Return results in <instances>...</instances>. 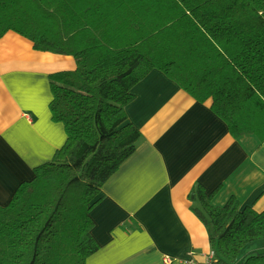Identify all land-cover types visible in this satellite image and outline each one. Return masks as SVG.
<instances>
[{
  "label": "trees",
  "instance_id": "16d2710c",
  "mask_svg": "<svg viewBox=\"0 0 264 264\" xmlns=\"http://www.w3.org/2000/svg\"><path fill=\"white\" fill-rule=\"evenodd\" d=\"M14 31L73 56L50 75L52 119L67 140L0 206V264H88L99 244L91 210L142 136L133 88L161 71L243 136L238 0H0V39ZM189 195L216 264H248L246 207Z\"/></svg>",
  "mask_w": 264,
  "mask_h": 264
},
{
  "label": "crops",
  "instance_id": "0c3cea01",
  "mask_svg": "<svg viewBox=\"0 0 264 264\" xmlns=\"http://www.w3.org/2000/svg\"><path fill=\"white\" fill-rule=\"evenodd\" d=\"M75 67L73 56L37 50L14 31L0 39V206L65 144L50 75ZM133 93L129 122L142 136L91 210L99 249L88 264H199L212 246L190 192L201 185L214 206L236 197L246 207L243 136L161 71Z\"/></svg>",
  "mask_w": 264,
  "mask_h": 264
},
{
  "label": "built area",
  "instance_id": "2783aa9c",
  "mask_svg": "<svg viewBox=\"0 0 264 264\" xmlns=\"http://www.w3.org/2000/svg\"><path fill=\"white\" fill-rule=\"evenodd\" d=\"M199 264H216L215 252L211 250L207 255H205V260Z\"/></svg>",
  "mask_w": 264,
  "mask_h": 264
},
{
  "label": "rangeland",
  "instance_id": "374dc122",
  "mask_svg": "<svg viewBox=\"0 0 264 264\" xmlns=\"http://www.w3.org/2000/svg\"><path fill=\"white\" fill-rule=\"evenodd\" d=\"M16 192V191H15ZM14 196V195H13ZM243 254H247L248 255V247L244 249Z\"/></svg>",
  "mask_w": 264,
  "mask_h": 264
}]
</instances>
